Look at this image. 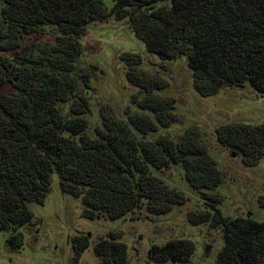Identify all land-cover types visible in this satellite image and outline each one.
Segmentation results:
<instances>
[{"label":"trees","instance_id":"1","mask_svg":"<svg viewBox=\"0 0 264 264\" xmlns=\"http://www.w3.org/2000/svg\"><path fill=\"white\" fill-rule=\"evenodd\" d=\"M110 1L106 10L103 0H0V46L13 51L0 58V230L10 233L8 248H19L17 229L31 218L26 203L44 200L52 173L61 191L81 198L85 217L114 220L142 204L152 213L183 204L184 194L151 172L179 163L204 206L188 212L189 223L221 226L223 245L213 264H264V222L221 215L216 207L221 196L214 191L220 171L200 135L146 138L175 121L174 98L156 93L168 86L166 79L144 73L138 56L121 55L125 78L137 88L132 103L139 110L125 109L127 122L103 116L90 138L85 134L89 104L73 77L86 25L126 18L148 53L160 60L185 56L199 95L247 82L264 98V0ZM46 27L55 29L52 41L21 43ZM67 102L65 114L58 105ZM215 139L244 165L256 164L264 154V120L222 124ZM257 201L264 208V196ZM87 244L86 236L76 237V255ZM193 251L190 240L174 239L152 245L148 258L184 263ZM93 252L99 264L126 262L125 245L115 233L100 238Z\"/></svg>","mask_w":264,"mask_h":264},{"label":"rangeland","instance_id":"2","mask_svg":"<svg viewBox=\"0 0 264 264\" xmlns=\"http://www.w3.org/2000/svg\"><path fill=\"white\" fill-rule=\"evenodd\" d=\"M103 3L109 10L111 1L103 0ZM54 34L53 27H46L40 34L24 36L21 43L52 41ZM78 41L81 51L74 64L73 77L77 92L85 96L89 104L90 112L85 116L88 137H95V129L101 127L103 116H114L127 122L125 109L139 110L136 103H132V94L137 88L126 80V65L120 58L123 54L136 55L140 58L138 68L144 73L168 81V86L156 93L171 96L175 101L171 111L175 121L169 126H158L146 138L155 139L166 134L177 139L185 131L197 132L220 171V182L214 191L221 196V201L216 204L221 215L264 222V208L257 201L258 196H264V154L256 164L244 165L240 155H233L215 139V129L222 124L261 123L264 98L247 82L241 86L223 87L207 96L199 95L193 88L185 56L160 60L148 53L143 42L133 35L126 18L107 17L91 22ZM12 52L0 46V58L9 57ZM68 105V102L59 104V111L66 114ZM129 127L141 139L130 124ZM151 172L168 186L181 191L186 201L172 205L165 213L148 212L142 204L138 210L114 220L105 216L85 217L81 198L61 191L58 177L52 173L44 200L26 203L31 218L17 229L21 241L19 248L9 249L6 240L10 233L0 230V264H99L93 247L109 232L115 233L116 240L125 245L124 264H213L223 245L221 226L214 228L209 221L197 225L189 223L188 212L202 211L204 206L198 191L186 182L181 165L171 164L159 171L151 169ZM79 236H86L88 244L76 255L73 244ZM174 239H188L193 243L194 251L187 262L149 260L152 245H163Z\"/></svg>","mask_w":264,"mask_h":264}]
</instances>
